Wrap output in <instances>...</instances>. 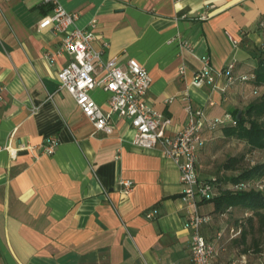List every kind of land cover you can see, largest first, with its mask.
<instances>
[{
    "label": "crops",
    "instance_id": "obj_1",
    "mask_svg": "<svg viewBox=\"0 0 264 264\" xmlns=\"http://www.w3.org/2000/svg\"><path fill=\"white\" fill-rule=\"evenodd\" d=\"M58 1L78 14V28L97 21L94 47L109 45L104 61L117 57L126 69L135 59L146 67L152 78L146 100L170 121L169 137L187 127L184 98L218 120L244 114L264 94L255 82L264 57V0ZM51 12L45 0H0V264H193L186 223L191 209L179 168L160 147H136L129 119L114 115V134L97 131L60 89L58 73L71 58L44 57L62 45L61 35L39 29ZM206 57L216 84L199 89L193 81ZM232 63L230 82L225 72ZM92 97L109 111V92L97 88ZM224 130L204 134L201 180L224 172V161L214 159ZM53 139L55 152L44 154ZM210 148L216 156L209 151L205 157ZM122 180L134 182L130 195L122 194ZM200 209L213 215L201 233L220 250L215 264H230L240 254L264 264V239L255 243L261 225L256 217L247 221L252 211L237 208L221 217L213 205ZM239 220L246 222L242 236L231 241L226 232L218 241Z\"/></svg>",
    "mask_w": 264,
    "mask_h": 264
},
{
    "label": "built area",
    "instance_id": "obj_2",
    "mask_svg": "<svg viewBox=\"0 0 264 264\" xmlns=\"http://www.w3.org/2000/svg\"><path fill=\"white\" fill-rule=\"evenodd\" d=\"M52 6L51 14L45 16L39 23V29L50 28L54 33L62 36L61 49L57 54L46 53L45 58L55 62L56 57L68 54L70 62L58 73L60 89L67 91L76 101L83 115L91 121L95 129L107 135L114 134V115L119 118L131 120L136 135L133 144L142 149L162 148L164 155L173 161L179 168L180 181L183 183V198L191 209L187 217V227L192 232L193 243H191L193 264H215L214 261L220 255L215 243H209L201 233V229L209 226L213 221L212 216H204L199 203L209 200L216 194V188H224L215 178L203 181L198 173L199 151L207 146L204 134L220 131L222 127L237 126L234 116L226 115L221 119H209L206 112L196 108L188 98H184L185 112H187L188 124L175 137L166 135L167 125L170 121L165 115L158 113L147 102L146 97L152 86V78L149 71L137 60L131 59L127 68L123 69L118 64L117 57L104 61V49L109 45L104 44V49L97 50L94 47L96 41L95 30L97 21L91 22L89 29H81L76 26L78 14L68 12L58 0H45ZM264 28V21L260 23ZM180 45L186 51H193L190 42L178 39ZM236 44L238 42L235 41ZM211 59L206 57L203 62L202 71L195 77L193 84L199 89L206 85L214 86L215 77L210 65ZM225 76L232 82L234 63L228 65ZM181 74L186 75V70L181 68ZM248 77L243 78L246 82ZM100 88L111 94L108 101L109 111L106 113L92 97V92ZM58 145V140L53 139L50 145L43 147V153L52 155ZM0 149H2L0 147ZM12 158L15 153L8 148ZM24 150L25 148L22 147ZM32 151L31 147H27ZM219 183V184H218ZM121 191L124 195H130L134 190V182L122 180ZM218 189V188H217ZM230 192L257 191L264 192V181H250L240 183L229 189ZM154 213H149L152 218ZM228 228L227 231L218 235V241L224 239V234L229 233L231 241L238 240L244 228ZM230 264H251L246 254H240Z\"/></svg>",
    "mask_w": 264,
    "mask_h": 264
},
{
    "label": "trees",
    "instance_id": "obj_3",
    "mask_svg": "<svg viewBox=\"0 0 264 264\" xmlns=\"http://www.w3.org/2000/svg\"><path fill=\"white\" fill-rule=\"evenodd\" d=\"M264 53V52H263ZM260 69L256 74L255 82L257 86H264V57L260 61ZM239 112L235 113L234 117L237 122V126L234 127H222L224 135L229 140H239L248 147V151H264V94L259 102L252 103L244 112L243 116L238 119ZM247 156L241 155L235 158H229L222 166L224 172H239L234 177L221 176L215 178L220 184H224V188H216L217 196L201 201L199 207L213 205L215 213L217 215L228 216L237 208H244V210L252 211V216L247 221L253 222L256 217L264 228V192L250 191L249 193L230 192L229 189L240 183H248L250 181H264V162L243 171L240 169V164L243 163ZM204 180V181H208ZM218 183V184H219ZM204 215V214H203ZM213 217V215L209 214ZM204 215V216H209ZM242 222L245 225L244 220H239L238 224L233 228L242 226ZM231 228V227H229ZM244 231L242 230V234ZM241 234V236H242ZM244 237H246L244 235Z\"/></svg>",
    "mask_w": 264,
    "mask_h": 264
},
{
    "label": "rangeland",
    "instance_id": "obj_4",
    "mask_svg": "<svg viewBox=\"0 0 264 264\" xmlns=\"http://www.w3.org/2000/svg\"><path fill=\"white\" fill-rule=\"evenodd\" d=\"M218 139V143L217 146L220 147V149H218L216 151L217 156L215 155L216 153H214V151L212 150V148H210V150H207V154H205V157L212 155L211 153H209V151L212 153H214V156H216L215 162L220 163L222 161H224V163L229 160V158H235L236 156H241V155H246L247 157L245 158V160L243 161V163L240 164V169L245 171L247 169H249V167L261 164L264 162V151L263 152H259V151H248V147L245 145V143H242L239 140H229L228 138H223L222 135H219ZM213 159V161H214ZM218 174V173H217ZM239 172H223L221 175L218 174L217 177H221V176H227V177H234L236 175H238ZM204 181V180H203ZM255 243L259 242L261 243L264 239V228H261L259 233L255 234ZM262 238V239H261ZM252 244L250 246V250L253 249V247H255L256 245ZM260 245V244H259Z\"/></svg>",
    "mask_w": 264,
    "mask_h": 264
},
{
    "label": "water",
    "instance_id": "obj_5",
    "mask_svg": "<svg viewBox=\"0 0 264 264\" xmlns=\"http://www.w3.org/2000/svg\"><path fill=\"white\" fill-rule=\"evenodd\" d=\"M242 116H243V113L240 112V113H239V116H238V119H240Z\"/></svg>",
    "mask_w": 264,
    "mask_h": 264
}]
</instances>
